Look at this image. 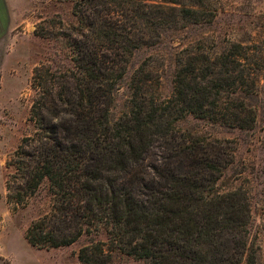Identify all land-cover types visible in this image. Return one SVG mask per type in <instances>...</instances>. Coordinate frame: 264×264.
Masks as SVG:
<instances>
[{
    "label": "trees",
    "instance_id": "16d2710c",
    "mask_svg": "<svg viewBox=\"0 0 264 264\" xmlns=\"http://www.w3.org/2000/svg\"><path fill=\"white\" fill-rule=\"evenodd\" d=\"M191 2L74 0L77 23L64 34L72 66L34 69V132L8 162L7 199L15 210L49 182L51 210L25 235L32 247L60 249L104 233L107 241L79 250L81 264H110L115 250L145 264H258L248 246L247 198L216 189L234 162L229 142L177 136L164 122L193 114L250 129L264 70L258 45L230 43L220 54L183 49L167 101L154 97L159 81L143 80L151 74L139 70L127 111L111 120L134 52L158 46L168 30L203 24V0Z\"/></svg>",
    "mask_w": 264,
    "mask_h": 264
},
{
    "label": "rangeland",
    "instance_id": "374dc122",
    "mask_svg": "<svg viewBox=\"0 0 264 264\" xmlns=\"http://www.w3.org/2000/svg\"><path fill=\"white\" fill-rule=\"evenodd\" d=\"M179 1L193 5L191 0ZM203 2L198 8L203 24L168 30L158 46L134 52L114 94L113 122L127 111L133 96V78L141 69L151 74V78L145 74L143 80L159 81L154 92L157 100L162 102L172 97L177 57L185 48L192 46L220 54L230 43H254L258 45L255 55L264 56V0ZM9 3L11 19L5 15V27L11 23V74L9 79L8 75L3 81L0 78V264H81L79 250L91 241H107L106 234L85 236L72 246L60 249L34 248L25 235L34 221L51 210L49 182L45 181L27 207L20 210H15V205L8 201L6 190L7 177L12 171L8 167L10 157L21 141L34 132L29 122L35 98L31 88L34 69L41 64L62 69L72 66L73 54L64 34L77 23L74 0H9ZM36 32L44 37L37 36ZM258 74L256 117L250 129L226 127L193 114L166 117L164 122L177 136L212 144L229 142L234 162L225 170L216 189L221 194L241 192L247 198L251 213L248 246L257 252L258 264H264V70ZM110 264L145 262L115 250Z\"/></svg>",
    "mask_w": 264,
    "mask_h": 264
},
{
    "label": "crops",
    "instance_id": "0c3cea01",
    "mask_svg": "<svg viewBox=\"0 0 264 264\" xmlns=\"http://www.w3.org/2000/svg\"><path fill=\"white\" fill-rule=\"evenodd\" d=\"M11 19V8L9 0H0V78L2 81L6 77L10 78L11 74V47H12V34L11 23L6 29L5 15ZM7 38V39H6ZM7 40V45L5 44ZM7 47V48H6Z\"/></svg>",
    "mask_w": 264,
    "mask_h": 264
}]
</instances>
